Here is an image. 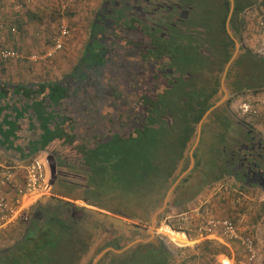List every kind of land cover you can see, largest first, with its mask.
I'll use <instances>...</instances> for the list:
<instances>
[{
    "label": "trees",
    "instance_id": "obj_1",
    "mask_svg": "<svg viewBox=\"0 0 264 264\" xmlns=\"http://www.w3.org/2000/svg\"><path fill=\"white\" fill-rule=\"evenodd\" d=\"M225 3L224 12L220 14L215 8V0H104L92 26L91 41H95L94 46H98L99 49L92 47L89 58L95 59L88 64L86 62L80 64L72 75L63 81L40 87L38 94L43 96L40 102L43 105L47 102L48 108L55 106L56 109L61 107L65 110L59 113L57 109L58 114L45 119L37 115L41 124V128L37 127L41 129V133L37 134L36 138L39 144L37 150L46 152L52 159L53 157L57 159L56 194L58 196L72 201H83L90 207L116 215L117 210L90 199L89 195L92 193H102L97 191L95 183L98 181L94 176L88 178L82 175L87 166L100 168L104 167L103 165L107 166L103 162L108 157H122L120 160L124 163L111 176L120 194L129 193L135 198L129 205L131 207L138 200L143 202L141 204L143 206L144 202L145 205H149L154 195L167 185L182 158L187 143L194 134L196 124L202 120L210 107L211 99L218 91L219 82L214 87L209 83L213 79L214 69L220 73L223 66L230 61L234 49V43L226 32V17L229 9L228 2ZM262 7L264 8V0H241L231 24L242 38L247 23L246 21L242 23L240 16L245 15L250 9ZM135 16L136 18L133 19ZM150 18L153 26L154 21L157 22L158 26H154L156 30L161 29L160 39L167 37L172 47L176 45L175 54H172V49L170 54L164 57L160 52L143 51L142 37L145 35L143 20L147 19L151 22ZM129 22L132 24L130 25ZM222 36L226 42L223 50H220L218 44ZM106 39L114 43L117 50L113 49L116 51L122 50L128 56L137 54L139 61L148 65L146 70L151 73L147 74L146 71L142 75L143 78L141 77L144 91L138 95L141 116L135 133L129 137L114 133L107 142H104L89 131L93 120L91 109L94 107L92 92L99 85L98 76L102 75L108 62H111L107 54L110 48H102L104 43H107ZM181 42L184 46L178 48ZM182 56L185 58L182 60L185 64L182 71H179L180 68L173 66V63L176 60L181 62ZM251 62H255L256 67L264 69V59L249 53L248 59H244L243 64L251 65ZM187 64L189 68H186ZM150 80L159 81L160 87L153 86ZM245 85L246 83L234 88L237 92H243ZM46 90H48L47 96ZM248 90L260 92L259 89L248 88ZM167 92L169 96L160 102V96L166 95ZM118 98L123 99L124 102L128 99L126 95H119ZM219 120L223 119L219 118ZM42 123L46 125L42 127ZM240 123L248 131L245 138L248 136L250 142L245 148L246 151L251 150V152L241 153L239 149L231 154V149L230 153L228 149L222 151L220 148L225 143L220 138L221 142L218 143L217 148L214 146L213 150L209 148L207 151L209 160L208 156L203 157L202 168L207 180L206 185L226 180L234 172L232 164H235L236 159L241 158L238 161H246L248 167L254 164L253 172L259 175L252 176L253 181L247 183H244L238 175L240 186L244 189L248 186V188L264 190V138L246 123L241 121ZM91 139L100 141L98 146L91 145L89 141ZM258 150L263 153L262 160L256 157ZM70 152L71 157L76 160L72 164L70 161L65 162ZM99 153H103L104 157ZM187 182L188 179L181 184L186 186ZM174 204V208L183 207H177V202ZM73 227L75 225L68 226L62 218L52 214L48 204H38L33 210L30 224L23 232L22 239L10 246L4 247V245L0 250V264H55L65 252L64 258L68 260V264H77L84 247L78 244L74 252L72 251L79 233V229L72 231ZM201 246L209 249L207 254L210 256L230 257V249L225 245L206 241ZM147 252L154 254V257L145 255ZM160 255L168 258L169 264H177V255L167 247L139 249L133 257V264Z\"/></svg>",
    "mask_w": 264,
    "mask_h": 264
},
{
    "label": "rangeland",
    "instance_id": "obj_2",
    "mask_svg": "<svg viewBox=\"0 0 264 264\" xmlns=\"http://www.w3.org/2000/svg\"><path fill=\"white\" fill-rule=\"evenodd\" d=\"M94 7L96 6H89L90 10L85 15V17H87L86 23H89L92 20V17L95 16L96 10ZM245 15L247 17V29L244 32L241 44L243 45L244 49L249 51L250 54L264 59V27L261 26V23L264 22V8L250 9ZM135 18L136 16L133 19ZM137 19H139L138 16ZM150 21L151 22H149L147 19L143 20V29H145V35L142 37L144 42L143 51L156 53L160 52V54L164 57L165 55H169L170 50L172 49V54H175L177 51L174 50L176 45L172 47L167 37L165 39H160L161 29L156 30L154 26H158L157 22L154 21L153 26L151 18ZM129 24L131 25L132 23L129 22ZM81 31L82 33L86 32L84 26L82 27ZM87 43L88 39L86 40V38H83V42L79 47L80 56L82 55V52L85 51V48H88L89 44ZM114 46V43L108 40L107 43L104 44L105 49L110 48L109 53L107 54L111 62H108L106 68L104 71H102V75L98 76L97 79L99 85L97 88L95 90L89 89L93 90L92 101L94 105V107L91 109L93 114L91 118H93V120L91 121L92 125H90L91 130L89 132H91L93 135H96V137L98 136L100 138L99 140L104 142H107L114 133H119L121 135H125L126 137H129L135 133L141 116L138 106V95L144 91L142 75L147 71L146 68L148 67V65L139 61L140 58L137 54L128 56L125 52L123 53L122 50L116 51L117 48ZM183 46L184 45L181 42L178 45V48ZM110 51H113V53ZM42 52L43 51H39L38 53ZM235 53L236 52L234 49L230 61L233 57H235V55L239 56V54ZM191 56L192 55H189V57ZM183 59L185 60V58L182 56L181 62L176 60L173 63V66L180 68L179 71H182V68L185 64V62H182ZM229 62L223 66V70L220 73L217 71L218 73L215 74V77L212 79V81L219 80V92L210 102V107L207 111L214 108L218 109L216 107L217 105L220 107L221 104H225L226 102L228 103L229 99V102L231 101V111L236 112L238 105L241 102L257 99L262 94H264V69L261 67H256L254 64L255 62H251V65L247 63L244 64L245 68H247V71L244 73V77H246L245 91L233 93L235 89L231 90L232 86L227 87L225 80L229 67H232ZM228 64L230 66H228ZM77 65H80V62L78 63L77 61L75 66ZM75 66L73 71L77 68ZM186 68H189L188 64L186 65ZM150 73V71H147V74ZM158 82L159 81L157 80H150V83L153 84V86L159 85L158 87H160L161 84ZM246 86L249 89L252 88L253 90L259 89L260 92L256 93L254 91H249ZM220 91H222V93L225 92V97L220 96ZM119 95H126L128 97L127 102H124L123 99L118 98ZM168 96L169 92H167L166 95L160 96V102ZM122 107L124 108L121 109ZM213 112L214 111H212V113ZM209 117L211 118V115ZM238 117L240 118H238L239 120L252 127L257 133L264 137V125L262 123L260 124L259 121L257 122L256 120H250L241 116ZM242 134L244 136L243 132ZM237 138L238 139L235 141L236 143L232 144L233 148H228L229 153L232 150L231 154L235 150H239L243 147L241 137L238 136ZM89 141L91 145L94 144L96 146H98V142H100L93 139ZM112 147H114V145H112ZM256 149H258L257 146ZM72 153L74 155V152ZM70 154L71 152L69 153V156L65 162L70 161V164H72L73 161L76 160L73 159V157H71L72 154ZM99 154L104 157L103 153ZM256 157L259 160H262L263 153L258 150ZM38 158L44 160L48 165H50V156H47V154L41 153ZM53 158L56 165L57 159H55V157ZM121 158L122 157H108V160L106 159L103 162L107 164V166L103 165L104 167L102 168L98 166H87V168H84L82 175L88 178L94 176L95 180L98 181L95 183L97 191L102 193H92L89 195V197L92 201L99 202L104 206L113 207L119 212L127 211L129 213L131 210H133V214L135 212L137 215L141 214L142 216H146L145 221L149 222L153 216V208H155L156 205L161 208L160 202L167 194H169L168 189H172L173 191L174 188H176L177 185L181 183L180 181L182 177L176 179L172 184H169L168 181L167 185L162 188L160 192H158L159 194L157 196H154V199L148 206L141 205L143 203L139 200L137 204L135 202V204L131 207L129 205L135 200V198L131 197L129 193L126 195L120 194L117 186L113 184V176H111V174L113 173L114 175L118 171L120 165L124 163L120 160ZM248 169L249 168H247V170ZM190 171L193 172V175L192 178L188 179L187 185H191L193 183L195 186L196 182H199L198 177L200 169L195 168L193 170L191 163L187 161L181 172V176ZM249 180H252L251 176ZM153 189L156 190L154 187ZM155 193H157V191ZM161 195L162 197H160ZM198 198L199 199H196L194 202H191L190 204L181 208H169V210L166 211L165 216L159 220L158 224L153 230L154 234L158 235L162 239L166 247L169 248V250L175 255H177V264H223V260H228L231 264H264V190H260L259 188L244 189L238 182H235L232 177H228L226 180L219 183H208L206 187L202 189ZM44 202L45 200L42 201V203ZM215 218L220 220L230 219L236 223L241 234H249L254 237L258 250V258L256 261L250 263L245 256L243 248L237 243L229 244L230 257H227L226 255L213 257L210 256V254H207L209 249H204L201 244L209 240L202 238L203 236L201 235L200 229L205 227L209 220ZM28 226L29 225H16L9 230L1 231L5 233L6 236H8L6 237L8 239H6V241L2 244V247H0L3 248L4 245V247H7L14 244L15 242L20 241L22 239L23 232ZM165 233L171 237L167 236ZM83 240L85 242V240H88V238L83 237ZM179 245H181V247ZM213 246H215V244ZM203 250H205V252ZM65 254L66 252L63 253L62 258L56 261L55 264H68V260H65L64 258ZM145 255L154 257V254H150L148 252ZM129 257L117 258L113 263L126 264L127 260L125 259ZM168 261V258H165L164 255H160L154 259L148 258V261L141 260L140 263L169 264Z\"/></svg>",
    "mask_w": 264,
    "mask_h": 264
},
{
    "label": "crops",
    "instance_id": "obj_3",
    "mask_svg": "<svg viewBox=\"0 0 264 264\" xmlns=\"http://www.w3.org/2000/svg\"><path fill=\"white\" fill-rule=\"evenodd\" d=\"M27 1L28 0H0V49L17 50L31 55L39 51H43L42 53H44L50 48L51 37L57 27L59 18L58 10L62 0H52L50 2H46L45 0H33L30 4H27ZM103 2L104 0H76L70 5L68 14L73 28L72 35L68 39L64 51L58 54L55 59L40 64H32L25 61H3L0 59V163L8 166L15 175L13 184L4 188L0 186V194H13L17 190V187L22 186L25 182L26 167L30 165L34 159H39L38 157L41 153L47 154L46 152L37 150L39 149L37 146L39 144L36 138L37 134L39 135L41 133V124L37 115L45 119L48 116L51 117L56 114L57 109H59V113H63L65 110L61 109V107L56 109L55 106L48 108L47 102L43 105L41 103L43 96L41 97L38 95L40 94V87L63 81L69 75H72L73 68L77 61L83 64L84 59L90 56L92 48L88 50L89 45L88 48H85V51L82 52L81 56L79 55V47L83 42V38H86V40L88 39L87 44H90L92 40V26ZM21 5L22 8H18ZM91 5L96 6L94 7L96 10L95 16L92 17L89 23H86L87 17H85V15L90 10L89 6ZM245 21L247 23L246 15ZM83 26L86 29L85 33L81 31ZM39 33H41V35L38 37L37 35ZM75 67H79V65ZM45 95H48V90H46ZM47 101L49 103V100ZM216 107L218 109L221 108L218 105ZM218 109L215 108L214 111ZM211 116L212 119L209 117L210 122L213 120L215 121L216 112H213ZM198 124H196V126ZM44 125L46 124L42 123V127ZM202 136L201 132L200 140L192 154L194 161L193 165H191L193 167L200 165L199 177H203L202 173L205 174L204 168H202V166H204L203 157L206 158L208 156L206 153L209 148L213 150L214 147L212 144L210 146L204 145ZM188 144L189 142L187 145ZM184 152L180 160L184 158ZM249 152H251V150ZM47 156H49V154H47ZM207 159L209 160V157H207ZM49 164L50 172L56 177V165L51 156L49 158ZM193 167L192 169L194 170L195 168ZM192 175V171L186 173L181 176L180 182L182 183L184 180L192 178ZM199 177L198 179H200ZM202 181V185L206 186L207 180L204 178ZM200 194L201 192L198 193V197ZM198 197L197 199H199ZM44 200L46 204H49L51 201H58L60 204L68 206L71 210L77 211L73 204H76L78 201H72L58 196L57 194L54 197ZM195 200L196 199H194L193 202ZM68 202H70V204L72 203V205H68ZM85 206L88 208H95L87 204H85ZM81 222V219L79 220L76 216V219H72V221L66 223V225H75L72 231L75 232L79 229L78 236L83 235V237H87L89 240L97 239L100 233L111 232L108 229L105 230V228L102 227L103 223L96 219L88 218L86 222ZM79 223L81 224L79 225ZM146 228L150 229L149 227ZM6 237L8 236L0 231L1 247L6 239H8ZM128 243L129 242L123 244L119 241H112L110 246L121 249ZM85 244L86 242L83 241L82 246L86 251ZM122 245L123 247H121ZM1 247L0 250L2 249ZM113 262L114 261L110 263L114 264ZM223 264L231 263L228 260H223Z\"/></svg>",
    "mask_w": 264,
    "mask_h": 264
},
{
    "label": "built area",
    "instance_id": "obj_4",
    "mask_svg": "<svg viewBox=\"0 0 264 264\" xmlns=\"http://www.w3.org/2000/svg\"><path fill=\"white\" fill-rule=\"evenodd\" d=\"M32 1L28 0L27 4ZM74 1L76 0H62L58 10L57 27L52 34L51 46L48 50L44 53L29 55L17 50L0 49V59L3 61H25L32 64L45 63L55 59L58 54L64 51L67 41L72 35L73 28L68 12ZM18 8H22V5ZM261 26L264 27V22L261 23ZM40 35L41 33L37 36ZM237 113L241 117L257 120L264 125V95L251 101L241 102L238 105ZM25 175L24 184L18 186L13 194H0V231H6L16 225H29L34 208L44 199L54 197L56 194V177L50 172V165L44 160L34 159L26 167ZM14 177L11 169L0 163V186L4 188L13 184ZM200 230L202 238L205 240L227 247H230L231 243H237L243 248L250 263L257 260L258 250L254 237L249 234H241L236 223L232 220L211 219ZM179 246L181 247V245Z\"/></svg>",
    "mask_w": 264,
    "mask_h": 264
},
{
    "label": "flooded vegetation",
    "instance_id": "obj_5",
    "mask_svg": "<svg viewBox=\"0 0 264 264\" xmlns=\"http://www.w3.org/2000/svg\"><path fill=\"white\" fill-rule=\"evenodd\" d=\"M225 1L228 2V9H229V12H228L227 17H226V32L229 35V37L232 40V42L234 43V49L236 50V45H235V41L232 38H235L239 42L240 49L243 50L244 47L241 44L242 43L241 42L242 41V37H241V35L237 34L236 29H234V27H233L234 25L231 24L232 21H233V17L235 15V12H237L238 7H240L241 0H233L234 1V10H233L232 13H231V10H230V2H229V0H215V3H216L215 8L218 9L217 11L220 14H223V12H224L223 9L225 8L224 7L225 4H226ZM229 18H230V20H229ZM240 20L242 21V23H244L245 15H241L240 16ZM228 24H229L231 33L228 32V29H227V25ZM104 41H105V39H104ZM93 42H95V41H93ZM93 42L92 41L90 42L88 50L90 48H92V47L96 48V49H99L98 46L97 47L94 46ZM225 42H226V40L222 36L221 40H220V42L218 44L219 47H220V50H223V47L225 46L224 45ZM102 48L105 49L104 47H102ZM234 49L232 50V52L234 51ZM244 50L246 52L245 53H240L239 56L236 58V60L233 62L232 67H229L228 74L226 75V78H225L227 87H229V86L231 87L232 86L231 90L235 89L234 87L237 86V85H243V84L246 83V81H245L246 77H244V73L247 71V68H245V65L243 64V62H244V59H248L249 51L246 50V49H244ZM93 59H95V58H91L90 59L89 56H88V57H86L84 59L83 63L86 62V64H88ZM216 71L217 70L214 69V72H213L214 75L216 74ZM214 75H213L212 78H214ZM218 81L217 80H215V81L214 80L213 81L210 80L209 83L213 84V87H214L215 84L218 83ZM218 92L219 91H217L216 95L218 94ZM238 92L236 91V89L233 91V93H238ZM213 98L211 99V101L213 100ZM226 106L227 107H221L218 110L214 111V112H216L215 121L213 120L212 122H210L209 124L204 126V129L202 130V135H203L202 136V142L204 143V145L210 146L212 144V145L217 147L218 143L221 142V139H222L225 144L220 149L222 151H224V150H227L228 148H233L232 144L236 143L235 141L238 139L237 137L240 136L241 139H242V146H243L240 149V152L241 153L242 152H244V153L247 152V154H248L250 152L246 151L247 148H245L246 144L248 142H250L249 139H247L248 136H247V138H245V135H246V133H248V131H246L247 129L244 126H242V124L240 123L241 120H239L240 118L238 117L239 115H238L237 111L236 112L231 111L230 106H229V102L228 103L226 102ZM219 118H222L223 120H219ZM211 119H212V116H211ZM236 119H238L239 121L236 120ZM242 132L244 133V136H243ZM243 149H244V151H243ZM240 159L241 158L236 159L235 164H232L233 167H234V168H232V169H234V172H232V174H230L231 176L229 175V177H232L236 182H238V179H237L238 175L241 176V178L244 181V183L253 181V179L249 180L250 176L252 177L254 175H259V174L253 172L254 171V164H250L249 167H248L247 164H246V161H243V160L238 161ZM227 165L230 166V163L228 164V162H227ZM195 168L197 169L198 165H196ZM247 168H249V169L247 170ZM202 176L203 177H199L200 179H198L200 183L196 182V184H195L196 188H195L193 183L191 185H186V186H183L181 183H179L178 186L174 189V191L170 195V198L168 199V203H167V206H166V211L169 210V208L170 209H174V207H175L174 202H177V205H178L177 207H181V206L188 205L191 202H193L194 199H197L198 193L201 192V189L203 187H206L205 185H202L203 184L202 180L205 178V174L202 173ZM245 186H246V184H245ZM247 188H248V186H247ZM262 189H263V187H262ZM157 194H159V193H157ZM157 194L154 195V196H157ZM137 202H136V204H137ZM140 202H142V201H140ZM43 204H46V203H43ZM145 204H146V202H144V205ZM48 207H49V211L52 214L58 216L59 218H62V220L65 223H68V222L72 221V219H76V216L78 217L79 220L81 219V221H82L81 223L86 222L87 220L85 218H88V216H86L85 212L73 211L68 206H66L65 204L62 205L58 201H56V202L51 201L48 204ZM147 208H150V207H147ZM110 209H115V208L110 207ZM121 212L124 215H126V217H129V219H140V220L143 221V223H145V224L147 223V221H145V217L146 216H142L141 214L137 215V214H135V212L133 214L132 213L133 210H131V212H129V213L127 211H121ZM118 213H119V211H116V215ZM77 222H78V220H77ZM81 223H79V225ZM68 226H71V225H68ZM76 239L77 240L74 242V245L72 247V251L73 252L79 246L78 244H80L82 246V244H83V241H82L83 240V235L78 236ZM143 248H146V246H144ZM161 248H166V245L163 243L161 245ZM137 251L134 252L129 258L125 259V260H127L126 264H133V262H134L133 261L134 260L133 257L137 253Z\"/></svg>",
    "mask_w": 264,
    "mask_h": 264
},
{
    "label": "water",
    "instance_id": "obj_6",
    "mask_svg": "<svg viewBox=\"0 0 264 264\" xmlns=\"http://www.w3.org/2000/svg\"><path fill=\"white\" fill-rule=\"evenodd\" d=\"M229 2L230 10L232 13L234 10V1L229 0ZM227 29L228 32L231 33L229 24L227 25ZM232 39L235 41L236 45L235 54L245 53V50L240 49L239 42L235 38ZM237 57L238 56L235 55V57L232 58L229 64L232 65ZM229 64L228 66H230ZM224 93L220 91V96L225 97ZM220 107H227L226 103L221 104ZM214 110L215 108L207 111L203 119L195 127L194 135L184 152V158L178 162L174 174L169 179V184H172L176 179L181 177V172L187 161H189L191 165H193L194 159L192 157V154L200 140L202 127L210 122L209 116ZM171 191L172 189H168L169 194H167L161 200V208H159L157 205L155 208H153V216L151 217V220L146 224L143 223V221L140 219H128L122 212L114 215L112 213L103 212L96 208H88L87 206H85V203L83 201H78L77 204L74 203L73 205H75L77 211L85 212L86 216H88L89 219L98 220L99 222L103 223L102 227L105 228V230L108 229L113 232H103L102 234L100 233L97 236V239L85 240L86 251L84 250V252L80 254L77 264H111L110 262L114 261L117 258H126L131 256L134 252H136L143 246H152L156 249H160L163 241L158 235L154 234L153 230L155 229L159 220L166 214V206L169 195L172 194ZM160 197H162V195ZM68 205H72V203L70 204V202H68ZM88 218L85 219L88 220ZM146 227H149L150 229ZM112 241H119L123 244L127 242L129 243L124 248L116 249L115 247L110 246ZM121 247H123V245Z\"/></svg>",
    "mask_w": 264,
    "mask_h": 264
},
{
    "label": "bare ground",
    "instance_id": "obj_7",
    "mask_svg": "<svg viewBox=\"0 0 264 264\" xmlns=\"http://www.w3.org/2000/svg\"><path fill=\"white\" fill-rule=\"evenodd\" d=\"M166 234V233H165ZM167 236L171 237L170 235L166 234Z\"/></svg>",
    "mask_w": 264,
    "mask_h": 264
}]
</instances>
